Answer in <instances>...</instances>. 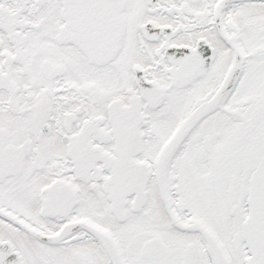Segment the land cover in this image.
I'll return each mask as SVG.
<instances>
[{
  "label": "snow or ice",
  "instance_id": "snow-or-ice-1",
  "mask_svg": "<svg viewBox=\"0 0 264 264\" xmlns=\"http://www.w3.org/2000/svg\"><path fill=\"white\" fill-rule=\"evenodd\" d=\"M0 264H264V0H0Z\"/></svg>",
  "mask_w": 264,
  "mask_h": 264
}]
</instances>
